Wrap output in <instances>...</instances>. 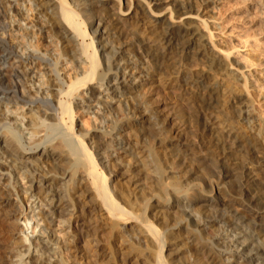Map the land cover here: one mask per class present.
<instances>
[{
	"label": "bare ground",
	"instance_id": "6f19581e",
	"mask_svg": "<svg viewBox=\"0 0 264 264\" xmlns=\"http://www.w3.org/2000/svg\"><path fill=\"white\" fill-rule=\"evenodd\" d=\"M107 1L0 0V214L9 219L12 217V222L18 225L17 230L10 227L16 231L14 244L17 245L8 254L9 263L69 264L72 258L66 261L65 254L62 256L61 245L64 243L60 245L55 228L67 229L70 247L79 251L82 248L78 246V240L84 239V245L90 234L96 233V226L90 225L96 213L97 217L104 218L111 241L123 244L118 254L129 264H264V194L260 187L262 183L251 174L256 165L264 164V150L255 134L246 133L254 114L264 116V101L246 86L245 80L243 83L239 80V84L236 77L232 82L245 92V102L235 101L231 120L223 117L220 122L213 108L217 105L218 88L212 83L213 86L208 84L206 90H201L203 104L200 103L209 112L206 111L208 116L198 124L202 135L212 138L214 145L225 153L224 159H231L228 164L239 178H234L235 191L231 190L234 192H225L221 187L203 192L196 186L197 190L192 189V185V191L185 190V185L176 180L169 163L153 149L146 152L149 166L146 165L153 175L147 177L149 172L142 175L154 184L153 201L144 193L137 194L134 187L129 188L134 185L131 179L126 185L122 184L124 181L119 183L123 173L115 171L111 159L126 122L121 121L115 106H122L126 119L137 116L138 124L146 123L156 134L166 131L163 119L144 99L146 79L143 80L139 62L157 63L155 72L162 74L160 65L171 49H178L186 58L192 51L196 56L209 51L206 37H203L206 33L201 34L195 26L200 12L190 0H147L159 13H163L169 3L167 7L172 12L169 17L163 13L152 16L154 19L148 18L151 26L147 29L148 34L133 41L127 38L129 32H124L126 27L120 23L123 19L109 13ZM120 6L121 3L116 5ZM142 15H139L141 20L147 21V16ZM123 21L129 23L127 17ZM130 33L136 36L135 32ZM211 36L209 34V38ZM116 41L118 44L114 46ZM132 43L138 50V56L133 54L135 58L129 57ZM216 55L210 60L218 69L224 62ZM196 72L198 79H194L192 85L200 90V84L206 82L211 69L202 66L197 67ZM133 78L138 81L134 83ZM125 98L135 99L130 114ZM173 99L175 96L170 97L168 119H178L177 124L182 127L190 126L191 116L188 112V116L182 113L184 111L172 102ZM246 104L251 109L247 114L243 113ZM229 121L235 125H230ZM176 140L175 148L167 154L171 159L180 161L186 155H192L190 145ZM203 162L198 163L199 173L206 170ZM227 175L226 171L222 176ZM111 178L112 182L118 183L116 189L109 183ZM79 189L86 193L89 208L73 199ZM167 189L175 194L171 202L166 203L168 207H181L178 218H166L162 214L161 206L165 204L161 200H166ZM65 205L70 209L67 210ZM64 206L66 208L62 210ZM219 207L222 213L219 210L220 215H217ZM242 207L246 212H240ZM36 218V223L31 226V221ZM74 219L76 225H73ZM157 220L160 223H156ZM130 221L134 222L135 230L132 225L133 229L125 226ZM38 222H43L45 227L33 236ZM211 227H214V234L211 239H206L205 229ZM110 246L113 248L114 245ZM99 250L94 252L95 264L103 258V251ZM114 253L112 251L111 258L116 256ZM137 255L141 259L137 260ZM75 260H71V264H77Z\"/></svg>",
	"mask_w": 264,
	"mask_h": 264
},
{
	"label": "rangeland",
	"instance_id": "374dc122",
	"mask_svg": "<svg viewBox=\"0 0 264 264\" xmlns=\"http://www.w3.org/2000/svg\"><path fill=\"white\" fill-rule=\"evenodd\" d=\"M112 1L111 0L107 1V5H109L108 11L111 10L112 12L110 11L109 13H112L113 16L116 15L117 18L120 17L121 20L122 19L124 20L127 17V21H129V23L127 22L128 24L125 23L123 20H122L123 22L121 21L120 23H121L123 28L126 27L124 29V32H125V30L127 32H129L127 38H129V40H131V41H133V39H135L136 37L141 38V37L146 36V34H148L147 29H150V27H151L149 22H148V18H149V20L154 19L152 16H160L163 13H165V15H168V17H169L170 13L172 12L171 8L167 7V6H169V3L164 7L165 8L164 12L159 13L158 11L155 10L156 7L154 8V5H152L153 7L149 6V4L147 3V0H131V1L130 0L129 1L128 0H115V1L112 0ZM127 1H128V3H127ZM165 1L168 2L170 0H165ZM190 1H191V3H193V7L195 9L197 8L196 10L198 11V13L200 12L197 19H195V26L197 27V29H199L201 34L206 33V34H203L204 35L203 37L204 38L206 37L205 41H207V47H208L209 52L207 54L201 55L203 57L202 58L200 55L196 56L195 52L192 51L193 52V53L191 52L192 55L190 54L191 57L189 56L188 58H186L184 55L182 56V53H180L178 49H176V48L171 49L170 53L168 54L169 58L166 57L165 60L163 61V65H160V68L162 70V72H161L162 74H156V72H155L156 67L158 66L157 63L155 64V63H152V61H146V60L143 62H139V65L141 66V69H142L140 71L141 75H144L143 80L146 79V81H145L146 83L144 85V89H145L144 99L146 100V103L149 104V106L151 108L155 109V112L157 113V115L160 119H163V120L166 119L164 121L162 120V123L164 124V129L166 128V131H165L166 133L165 132L164 133L158 132L156 134V131L147 128L148 126L146 123L141 124V125L138 124V121H136V120L139 118L137 116L133 119L132 118L126 119V117H124L125 115L123 114L124 111H123L122 106L119 105L120 109H119L118 105L115 106L116 109L118 110L116 112L119 113V118L121 119V121L126 122V126H125L124 130L121 131L120 138L117 139L119 143L116 145V147H118V148L116 150H114L112 153L111 164L116 166V167L114 166L115 167L114 168L112 165V168H114L115 171L118 170V171L123 173V178H120L118 180L119 183L120 182L122 183L124 181L122 184L126 185L127 181L131 179L130 181L134 182V185L133 186L130 185L129 188L134 187L135 191L137 190V194L139 193V195H141L144 193L145 195H147V197L149 196L151 202L154 199L153 194H155V191H153V190H155V188L154 187H153L154 189L152 188L153 183L151 184V182L149 181L150 179L142 178V175H144V174L147 175V172H149L147 177L152 174L150 171L151 169H149V167H148L149 166L148 165L149 164L148 158H146L147 157L146 154L148 153V150L150 151V149H153L157 154H159L161 159L165 158L164 159L165 163L166 162H167V164L169 163V165L172 167V171H173L174 175H176V177H177L176 180L180 181L181 183H183L185 185V190L188 189V191H189V190H191L192 186H193L192 189H194L196 186V188L199 191L202 190L203 192H211V189L216 188V187H221L222 189L224 188L223 190H226L225 192H228V193L235 191V187H233V186L235 184V181L239 180V178L234 175L232 168H230V166H232V165L228 164V163H231V159L230 158L224 159L225 153L222 152L219 148H217L216 145H214V141L212 138L203 136L204 134L201 133V127H199V124H200L199 121L204 120L205 117L208 116L207 112H209L202 105L203 103L201 100L202 99L201 92L203 90H206V87H208V84H210L209 86H213L212 83H214V86L218 88V89L216 88L217 89V98H216L217 102H215L217 105H215L216 107H213V108L215 111L214 115L217 116V119H219L220 122L224 118H228L229 120H231V117H232L231 115L234 112L233 106H235V104H234L235 101L244 100V102H245V99H246L245 98L246 97L245 92L242 91V89H240V87L235 86V84L232 82V80L236 79V77L238 79L239 84L241 82L243 83V81L245 80L246 86H248V88L250 90L257 92L259 97L264 101V27H263L264 26V0H190ZM140 2H141V4H140ZM118 3H121L122 7L121 6L116 7V5L118 6ZM124 5H125V7H123ZM135 5H137L138 9L136 8ZM145 5H147L148 8H146ZM128 6H130V9L126 10ZM140 6H142V7H140ZM203 6H204V9L202 10ZM139 8H141V10ZM142 14L145 15L144 17L147 16V18H146L147 21H145L144 18L141 20V17L139 15H142ZM131 15L135 16V18L133 17V19L134 20L136 19L135 20L136 22L133 19L129 18ZM134 22H135V25H134ZM128 26H129V30L127 29ZM131 27H133V30H130ZM209 30H210V32H209ZM87 31L88 32L90 31L88 26H87ZM132 31L136 33V36L131 35L132 33H130V32H132ZM255 32H256V34H255ZM209 34L212 35L211 38H209ZM208 38H209V40H208ZM114 44L117 45L118 44L117 41L114 42L113 45ZM132 44H131L130 49H129L130 50L129 51V53H130L129 57L135 58V57H133V54H135V53L137 54L138 50H137V46L134 44L132 46ZM214 55H216V57H219V60L221 58V60L224 62L223 66H221L218 69H215L213 62L210 60V57L214 56ZM137 56H138V54H137ZM224 57H226V58H224ZM165 61H167V62H165ZM202 66L204 68L206 67V69H208V70L211 69V75H209L207 80H205L206 81L205 83L203 81L202 84H200V86H199L200 90H197L196 87L194 88L195 85H192V81L194 79L195 80L198 79V74L196 72V69H197V67H202ZM210 77L211 78L213 77V78L211 79ZM215 78H217V79H215ZM133 81H134V83H136L138 81V79L133 78ZM162 90L164 91V94H163ZM173 91H175V92H173ZM160 92H162V93H160ZM169 93H171V94H169ZM174 96H175V99L176 98L177 99H176V101H175V99H173L174 101H172V102L177 103L178 107L180 106L179 108H182L181 111H184L182 113L185 114L186 112H188V114L192 117V118L190 117V119L193 120V121H191L190 126H187V127L183 126L182 127V126H179L180 124H177L178 119H175V120H169L168 119V116H170V114L168 115V113L170 112V109L168 108L169 102H171L170 97L172 98ZM165 97H167L168 99H166ZM133 100L135 101V99L125 98V101L127 102V105L126 104L125 105L127 106L129 114L131 113V110L133 109V105H132L134 103ZM178 102H181V103H178ZM181 104H182V106H181ZM121 108H122V110H121ZM184 109H186V110H184ZM248 109L251 111L250 107H247V104L244 105L243 113H246V114L249 113L250 111ZM188 114L186 113L185 115L188 116ZM254 115L255 116H253V120L250 119L252 121H250V123L247 124V130H246L247 132L246 133L251 134V135L255 134L254 136L257 139H259V142L262 144L261 146L264 150V116L263 115L257 116L256 114H254ZM225 116H227V117H225ZM229 122L231 123L230 125L234 124V122L232 124V121H229ZM176 125H178V127ZM141 127L144 128V130H142ZM182 128H184V130ZM177 129H181L183 132L181 133V130H177ZM151 131H153V133ZM177 131H180V132L177 133ZM179 133H180V135H179ZM178 135L180 137H178ZM153 136H154V138H153ZM142 138H146V139H142ZM176 139L182 140L181 142H186V144H188L192 147L193 153L195 151H197V152H195L196 154L192 153V155L191 154L186 155L187 157L185 156L184 157L185 159L183 158L184 160H182V158H181L180 161H176L175 159L174 160L171 159L167 154H169L171 152L172 148L173 149L175 148V146H176L175 144L177 142ZM149 143L151 146L149 145ZM119 146H120V148H119ZM121 146H122V148H121ZM144 146H146V147H144ZM125 149L127 151H125ZM128 150H129L130 155L127 154ZM130 151H131V153H130ZM222 153H223V155H222ZM165 155H166V157H165ZM186 158H187V160H186ZM135 159H137V161ZM169 159H171V160H169ZM201 160H203L204 161L203 163H205V165H206V167H204L205 165L203 166L204 168H206V170L205 169L203 170L205 173L204 172L199 173V171H198L197 166L200 164ZM169 161H171V162H169ZM182 161H184V162H182ZM221 162H223V164ZM142 164L144 167L142 166ZM173 164H174V166H173ZM128 168H129V170H128ZM139 169H141V170H139ZM173 169H175V170H173ZM136 171H137V174H136ZM140 171H142V172H140ZM226 171L229 174V176L228 175L226 177L222 176L223 173ZM202 174H204V175H202ZM251 174H252L253 179L257 180V182L262 183L260 187L262 189L261 190L262 193L264 194V164H262L261 166H259V164L256 165L255 171L251 172ZM200 175H202L203 177L202 176L200 177ZM128 176L129 177L131 176V177L129 178ZM235 177H236V180L234 179ZM191 178H194V179H191ZM201 178H203V179H201ZM109 183L111 184L113 189H114V187H115V189L117 188L116 186L118 183L115 184L114 182H112V178L109 179ZM113 183L115 185H113ZM224 185L226 187H224ZM153 186H154V184H153ZM6 188L8 189V187H4V189H6ZM231 190H234V191H231ZM167 191L169 193L170 190L167 189ZM78 192L80 193V196H79ZM78 192L73 194V196H75V197H73V199L76 202H78L80 205L89 208L90 203L86 198V193L82 192V189ZM171 192L172 191H170L169 194L166 192V200H164V199L161 200V202H163L165 204L162 206L160 205L161 209H163L162 211L164 212V213L162 212V214H165L166 218H168V217L169 218H178V217H180L181 207L178 205L175 207H168V205H167L169 203V201L171 202L172 198L175 197V194L173 192H172L173 193L172 194ZM169 198H170V200H169ZM12 200H14V202L16 201L15 198ZM86 200L88 202H86ZM83 202H85V203H83ZM88 203H89V205H88ZM83 204H85V205H83ZM65 206L68 208L67 210L70 209L69 206H67V205H65ZM65 206L62 210H64L66 208ZM227 207L230 208L231 204L228 203ZM217 209L218 210H217L216 214L220 215V212L222 213V211H221L222 209H221V207H219ZM219 210H220V212H219ZM239 210L241 213L246 212L244 207H242ZM36 211L37 210H35V212ZM94 214L95 215L92 217L93 219L91 220L90 225L96 226L97 229L95 232L97 234L91 233L92 236L90 234V238H88V240H87L88 243L86 242L87 245L86 244L83 245V243H85L84 239H79L78 240V246L80 248H82L79 251H74V249L72 247H70V243L67 241L68 235H66V233H65L67 231V229L64 230V228L62 229L59 226L55 228V232H56V235L58 236V240L61 242L60 245L63 243L64 244L68 243V245L66 244V246H65V248H67L68 250L64 248V244L61 245L62 256H64V254H65L64 258H66V261H69V259H71V258H72L71 260H73V259L75 260L77 258L75 260L77 262V264H91V263L95 264L94 254L97 253L98 252L97 250L100 248V250L103 251V258H100L97 261V263H100V264H113V263L114 264H127L128 262H123L120 259V255L118 254L120 246L122 247L123 244L120 245V242H118L117 240H115L117 242H115L114 240L111 241L110 234H109L110 232L108 233V230L106 229V225L104 224L105 223L104 218L102 219L100 217H97L96 213H94ZM10 218L11 219H9V217L8 218L5 217V215L0 214V264H10L9 260H8V254H9L10 250L17 245V244L16 245L14 244L16 242V240L14 238V235H15L14 232H16L15 230L18 229V225L15 222H12V221H14V219H12V217H10ZM99 218L102 221L99 220ZM36 221H37V218L33 219L31 221V226H32V223L33 222L36 223ZM156 223H160V222L157 220ZM55 225H56V223H55ZM73 225H76L75 219L73 221ZM131 225L134 228L135 224L133 221H130L129 223L125 224V226L127 228H130ZM104 226H105V228H104ZM10 227H13L15 230L14 229L12 230V228H10ZM44 227H45V225L43 222H38V226L35 227V230H34L33 234H31V235L34 236V234L36 235V234L40 233V228H44ZM101 227H103V228H101ZM214 227H217V226H214ZM214 227H211L212 229L211 228H206L207 230L205 229V232L203 235H204V237H206V239L212 238V235L214 234V230H213ZM53 228H54V226H53ZM133 228L131 227V229H133ZM134 230H135V228H134ZM35 231L37 233H35ZM46 234H47V232L44 233L43 235L45 236ZM63 234H65V235H63ZM93 234L96 235V237L93 236ZM105 235H108L110 239L108 237H106ZM92 237L93 238L95 237V238L93 239ZM184 237H186V235H184ZM97 239H98V241H97ZM89 240H91L92 242H90ZM96 241L98 243V244H96L97 246L95 245ZM12 242H13V244H12ZM108 243H109V245H107ZM110 244H112V246L114 245L113 248L110 246ZM92 245H93V247H92ZM87 246H89V247L87 248ZM86 248L88 249L87 250L88 252L85 251ZM92 248L95 251H92L93 250ZM112 251H113V253L115 252L114 254L116 255V256L114 255L115 257L113 256L114 258H111V256L113 255ZM82 253H84V254H82ZM78 254L79 255L82 254L83 259H82V256L80 255L81 256L80 257ZM189 254H190V252H187V255H189ZM84 256L87 258H85ZM91 256H92V258H91ZM136 257H137V260L141 259L139 255H137ZM71 260L69 261L70 263L69 262H67V263L71 264ZM136 264H138V263H136Z\"/></svg>",
	"mask_w": 264,
	"mask_h": 264
}]
</instances>
